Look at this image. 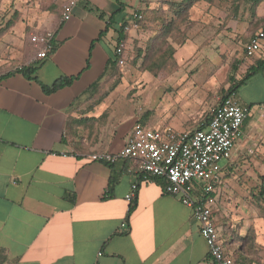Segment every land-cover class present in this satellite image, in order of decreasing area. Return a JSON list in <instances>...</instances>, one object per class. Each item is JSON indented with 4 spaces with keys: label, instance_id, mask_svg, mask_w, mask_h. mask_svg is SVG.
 I'll return each mask as SVG.
<instances>
[{
    "label": "crops",
    "instance_id": "crops-1",
    "mask_svg": "<svg viewBox=\"0 0 264 264\" xmlns=\"http://www.w3.org/2000/svg\"><path fill=\"white\" fill-rule=\"evenodd\" d=\"M67 1L60 13L42 12L32 22L34 30H9L0 38V69L12 64L0 73V264H216L192 209L165 193L163 177L138 175L132 160L91 158L117 153L136 121L179 131L166 122L140 120L124 81L110 85L116 30L131 22L138 0H121L120 11L117 0H78L63 19ZM47 30L54 34L52 46L40 60L27 34ZM133 31L123 33L124 62V48L137 36ZM166 41L168 63H186L202 50L200 36ZM35 62L40 64L31 76L15 70ZM60 78L70 82L43 89ZM155 83L169 97L194 91V82L172 74ZM261 112L264 106L245 120L215 189L214 225L238 264H264L262 181L250 190L245 185L247 179H264ZM134 182L138 188L128 213L125 195ZM124 220L126 229L120 226Z\"/></svg>",
    "mask_w": 264,
    "mask_h": 264
},
{
    "label": "rangeland",
    "instance_id": "rangeland-1",
    "mask_svg": "<svg viewBox=\"0 0 264 264\" xmlns=\"http://www.w3.org/2000/svg\"><path fill=\"white\" fill-rule=\"evenodd\" d=\"M187 1L156 0V5H153L151 3L154 0H147L146 5L140 9L142 18L134 22L136 26H128L137 36L132 37V42L124 48V65H114L110 69V85L124 81L125 89L134 94L140 120L146 123L166 122L170 124L168 126L179 130L177 132L197 129L207 120L228 88V77L233 75L239 79L249 65L264 56V41L263 48L253 56H246L243 52L248 38L264 29V0L255 6L254 11L251 0H235V5L234 0H194L190 7L184 3ZM64 2L0 0V38L9 30H34L32 22L38 20L42 12L60 13ZM121 17L118 14L116 19L120 20ZM128 29H124V32ZM164 30H175L176 33ZM37 32L27 34V40L33 46L30 38ZM138 32L144 35L139 37ZM189 35L200 36L199 46L202 50L199 54L193 52L186 63L179 65L166 62V38L171 37L174 42H180ZM5 42L1 44L5 45ZM139 42H142V47L138 46ZM213 55H217V61L209 65L208 61L211 62ZM234 65L237 66L236 70H232ZM9 66L12 64L0 69V73ZM169 74L194 82V91L171 97L161 93L162 84L157 86L155 81L163 80ZM237 96L243 104L254 103L253 113L261 109L264 106V71L253 74L241 85ZM260 181V178L245 180L247 190L253 188L254 184L258 186ZM249 197L247 199L252 201L250 193ZM258 201L264 206V196L259 195Z\"/></svg>",
    "mask_w": 264,
    "mask_h": 264
},
{
    "label": "built area",
    "instance_id": "built-area-1",
    "mask_svg": "<svg viewBox=\"0 0 264 264\" xmlns=\"http://www.w3.org/2000/svg\"><path fill=\"white\" fill-rule=\"evenodd\" d=\"M77 1H67L62 13L63 19L69 18ZM146 3L147 0H138V6L131 13V22L125 24L124 29L136 26L134 22L142 18L140 9ZM53 37V31L49 30L31 36L32 43L38 47V59L43 60L48 56ZM263 39V30L252 34L243 46L244 53L253 56L259 52ZM123 47L121 40L114 49L118 66L124 65L121 57ZM252 114V107L241 104L237 95L231 93L219 100L203 128L177 132L171 129H153L136 121L125 145L117 153H95L91 158L107 163H114L118 159L132 160L138 175L144 178L163 177L165 193L175 196L192 209L211 260L216 264H238L225 252L218 238L212 211L216 201L215 189L222 182V162L231 158L245 120ZM261 117L264 118V112H261ZM68 155L70 154H61ZM137 188V182L132 183L125 195L127 211L133 204ZM120 226L126 229V221H122Z\"/></svg>",
    "mask_w": 264,
    "mask_h": 264
},
{
    "label": "trees",
    "instance_id": "trees-1",
    "mask_svg": "<svg viewBox=\"0 0 264 264\" xmlns=\"http://www.w3.org/2000/svg\"><path fill=\"white\" fill-rule=\"evenodd\" d=\"M194 0H188L187 2H184L185 4H188L191 5L192 2ZM261 0H251V5H252V11H254V8L255 6L260 2ZM118 4H119V8L117 11H120L123 7H124V4L121 2V0H117ZM234 5H235V0L233 1ZM190 7V6H189ZM113 13L111 14L110 16V20L108 22V24L113 20ZM101 16V15H100ZM111 24V23H110ZM124 26L125 24H122L119 26L118 30L117 31V41H116V44H115V47L114 49L116 48L117 44L123 40L124 38ZM264 31V29H262ZM245 54V53H244ZM246 55V54H245ZM247 56V55H246ZM40 62H35V63H31V64H28V65H22L18 68H16L15 70L16 71H19V72H22L28 76H31L35 71L36 69L38 68ZM116 64V58L115 60H110L109 61V65L110 66H114ZM237 69V66L234 65L232 67V70H236ZM260 71H264V56L262 58H258L254 61L253 64L249 65L244 73V75L242 77H240L239 79H235L233 75H230L228 77V80H229V86L228 88L225 90L224 94L222 95L221 98L225 97L226 95L228 94H231V93H234L237 95V92H238V89L241 85H243L249 78L252 74H255L257 72H260ZM70 82V79L69 78H60V79H57L55 80L51 85L49 86H42L43 89L45 91H54L56 89H59L65 85H67L68 83ZM96 84H94L95 86ZM249 107H252L253 104H250L248 105ZM210 118V117H209ZM203 122L202 124H200V126L198 127L199 128H203L205 127V125L207 124V121L208 119ZM264 179H262V183H261V191L259 192V195L260 196H264ZM133 208V204L130 206L129 210H128V213L131 212Z\"/></svg>",
    "mask_w": 264,
    "mask_h": 264
}]
</instances>
